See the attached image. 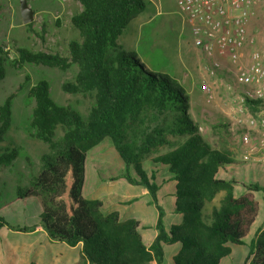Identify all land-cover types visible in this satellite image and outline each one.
Masks as SVG:
<instances>
[{"label": "trees", "instance_id": "obj_1", "mask_svg": "<svg viewBox=\"0 0 264 264\" xmlns=\"http://www.w3.org/2000/svg\"><path fill=\"white\" fill-rule=\"evenodd\" d=\"M72 1L80 5L70 17L78 38L67 42L65 53L15 46L11 64L17 69L33 64L60 71L76 65L77 73L62 84V91L90 97L93 104L82 118L51 99L45 80L29 89L30 136L46 144L48 152L41 155L39 172L27 186L16 188L15 201L37 204L38 226L49 240L81 245L77 264H167L166 247L172 246H177V253L171 264H220L231 254L230 246L242 244L249 234L259 211L256 195L262 192L264 199V187L233 172L228 179L223 177L236 160L230 151L215 149L203 138L189 113L185 88L119 45L129 24L144 12L146 0ZM7 56L0 45V82L6 75ZM12 99L10 95L0 105V144L11 126ZM245 104L258 112L255 115L264 111L261 101ZM57 129L62 131L59 138ZM106 139L123 163L122 177L146 189L157 209V235L149 247L142 241L137 220L121 221L115 211L104 214L101 201L82 195L87 154ZM110 154L111 164L114 159L120 163L114 152ZM17 155L15 149L0 153V167L10 166ZM147 159L148 172L143 166ZM167 181L174 183L172 205L159 198ZM234 186H240L242 193L236 194ZM220 194L218 205H213ZM3 207L0 200V230L29 232L9 224L1 214ZM171 213L180 216L179 223L168 220ZM254 235L244 264H264V228Z\"/></svg>", "mask_w": 264, "mask_h": 264}, {"label": "rangeland", "instance_id": "obj_2", "mask_svg": "<svg viewBox=\"0 0 264 264\" xmlns=\"http://www.w3.org/2000/svg\"><path fill=\"white\" fill-rule=\"evenodd\" d=\"M26 3L34 14L30 28L22 22L20 0H0V45L8 54L5 63L6 75L0 82V105L8 96L13 95L11 126L0 144V153L10 149L18 152L10 166L0 167V200L1 205L4 206L1 214L9 224L19 228L38 223L39 208L35 202H26L23 205L15 201L16 188L27 186L30 178L39 172L41 155L48 152L46 144L30 136L29 123L33 102L28 98L29 89L40 80H45L49 86L51 99L57 105L69 106L76 110L82 118H86L88 109L93 104L90 97L62 91V84L72 81L77 73L76 65H72L66 71L33 64H25L22 69L12 66L11 62L16 57L15 46L64 54L67 42L78 38L77 31L70 24V17L80 10L79 3L72 0H26ZM252 25L259 35L264 34V20L257 19ZM39 35L44 41L38 37ZM119 45L146 60L150 69L172 76L185 88L190 99L189 113L211 147L230 151L234 158L240 157L241 161L254 163L256 154L250 152L249 147L242 145L241 142L242 132L247 129L238 125V121H246L249 117H256L258 114L255 115L256 111L247 108L246 104L240 107L237 94L226 88V85H235L228 74L230 78L219 72L210 73L209 61L193 46L190 29L185 24L184 15L176 7L175 0H157L156 4L146 3L143 14L134 19L119 38ZM141 61L144 63L143 60ZM222 67L224 71H229L227 63H223ZM25 77H28L27 82ZM203 85L213 91L212 99L209 101L201 90ZM241 108L245 110L242 112ZM248 131L254 138L259 135L255 129ZM55 134L56 138H59L62 135L61 129H57ZM110 148L112 149L113 146L106 139L101 146L88 152L85 161V190L94 187V180L87 178L90 172L96 177L99 175L98 178L102 179L104 178L102 175L116 176L122 170L121 163L117 159L111 164L110 153L116 152L114 148L111 152ZM160 152H163V149ZM150 159H147L143 165L147 172ZM160 173L165 174V172ZM229 174H232V170ZM262 182L264 187V179ZM116 183L109 182L108 186L115 188ZM221 196L222 194L216 197L213 205H218ZM256 196L259 202L258 215L243 244H247L248 239L258 229L264 228L263 194L258 192ZM53 243L59 247L65 246L64 243ZM26 245L30 247L29 242L18 235L10 237L7 228L0 230V253H5L8 249H11V252L22 249ZM232 249L233 254L230 258L232 264H241L244 254L249 249L248 244L234 246ZM4 256H6L5 264H13L19 257L15 254L8 255V252ZM29 259L32 260L31 257Z\"/></svg>", "mask_w": 264, "mask_h": 264}, {"label": "built area", "instance_id": "obj_3", "mask_svg": "<svg viewBox=\"0 0 264 264\" xmlns=\"http://www.w3.org/2000/svg\"><path fill=\"white\" fill-rule=\"evenodd\" d=\"M175 5L184 15L193 46L209 61L210 73L228 74L234 80L235 85L226 88L237 94L240 107L247 101L264 103V34L248 30L250 23L264 20V0H175ZM223 63L229 65L228 72ZM201 90L208 101L212 99L210 87L203 85ZM238 123L247 129L242 145L256 154L255 162L264 164L263 112ZM252 129L258 138L248 131Z\"/></svg>", "mask_w": 264, "mask_h": 264}, {"label": "crops", "instance_id": "obj_4", "mask_svg": "<svg viewBox=\"0 0 264 264\" xmlns=\"http://www.w3.org/2000/svg\"><path fill=\"white\" fill-rule=\"evenodd\" d=\"M146 1L148 4L157 3V0H146ZM142 14H140L139 16H141ZM248 30L251 33L256 31L252 23H250ZM139 58L143 60L146 65H149L148 62H146V60H144L141 57ZM102 142L95 148L101 146ZM115 154L117 155V153ZM237 158H234L237 164L232 168L230 167L232 169L233 175L238 177H245L241 179L244 181L246 180L251 182H258L262 186L263 184L262 179H264V164L255 162V159H254V163H247L241 161L240 157ZM118 159L120 160L122 167V170L119 172V174L116 176L112 175L110 177H106L105 175H102L104 177L102 179L98 178L100 177L99 175L97 177L94 175L92 178V180H94V187L88 188V190H85V182H86V177H85V182L82 189V195L86 199H96L101 201L103 204L102 212L104 214H108L110 212L115 211L119 214L121 221L129 220V219L137 220L139 222L138 231L141 235L142 241L146 247H149L157 235V231H156V223L158 219L157 209L151 203V198L148 192L146 191V189H144L141 186L131 185L122 177L123 163L119 157ZM159 174L160 176L165 177L164 176L165 174L161 175L160 172ZM223 174L228 176L225 177L227 179L230 177L229 173L223 172L222 176ZM109 182H117L116 183L117 186L115 188H112L108 186ZM173 186L174 183L171 181H167L164 184H162L160 191L161 195L159 198L163 204L165 203V201L168 200L169 204L172 205L173 198L170 196V193L172 191ZM234 191L236 192V194L242 193V189L240 186H234ZM171 214L167 216L168 220H170L171 223H175V224L179 223L180 216L174 214L171 215ZM33 226H37V227L33 228ZM23 228H29V232H23V231L19 232V231H13L7 229L10 237L14 235H18L19 237H22L24 238V240L29 242L30 245V247L26 245V247L22 249H15L12 252L11 249L5 251V253L8 252V255H14V254L15 256L19 255V257L15 260L13 264H30L32 262L34 264L79 263L81 259L80 244L74 247L68 246L65 243H64L65 246H60V247L56 246V244H54L53 241L49 240L43 229L38 226V223L32 226H24ZM254 236L255 235H251V237L248 239L247 242L248 245ZM56 243H61V242H56ZM247 244L242 243L240 245H231L230 246L231 254L228 257L223 258L220 261V264H232L230 259L233 254L232 247L246 246ZM172 247H174V249H171V247H166V256L168 258L167 264H171L170 262L171 257H173L177 253V246H172ZM5 253H0V262L2 264H5V260H4V257H6L4 256ZM247 254L248 251L246 252V254H244L241 264H244ZM30 257L32 258V260L29 259Z\"/></svg>", "mask_w": 264, "mask_h": 264}, {"label": "water", "instance_id": "obj_5", "mask_svg": "<svg viewBox=\"0 0 264 264\" xmlns=\"http://www.w3.org/2000/svg\"><path fill=\"white\" fill-rule=\"evenodd\" d=\"M20 15L24 25L30 24L33 21V11L28 7L26 0H20Z\"/></svg>", "mask_w": 264, "mask_h": 264}]
</instances>
